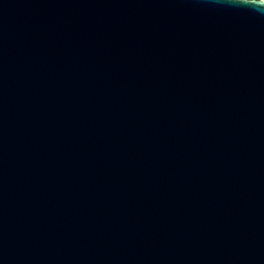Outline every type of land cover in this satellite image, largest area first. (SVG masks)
Listing matches in <instances>:
<instances>
[{
    "label": "water",
    "instance_id": "95a60500",
    "mask_svg": "<svg viewBox=\"0 0 264 264\" xmlns=\"http://www.w3.org/2000/svg\"><path fill=\"white\" fill-rule=\"evenodd\" d=\"M0 264H264V4L0 0Z\"/></svg>",
    "mask_w": 264,
    "mask_h": 264
},
{
    "label": "clouds",
    "instance_id": "9594fccd",
    "mask_svg": "<svg viewBox=\"0 0 264 264\" xmlns=\"http://www.w3.org/2000/svg\"><path fill=\"white\" fill-rule=\"evenodd\" d=\"M242 2H245V0H242ZM255 3H256L257 5H259V4H264V3H260L259 0H256Z\"/></svg>",
    "mask_w": 264,
    "mask_h": 264
},
{
    "label": "snow or ice",
    "instance_id": "6c2138e0",
    "mask_svg": "<svg viewBox=\"0 0 264 264\" xmlns=\"http://www.w3.org/2000/svg\"><path fill=\"white\" fill-rule=\"evenodd\" d=\"M255 2H256V0H255ZM259 2H260V3H264V0H259Z\"/></svg>",
    "mask_w": 264,
    "mask_h": 264
}]
</instances>
